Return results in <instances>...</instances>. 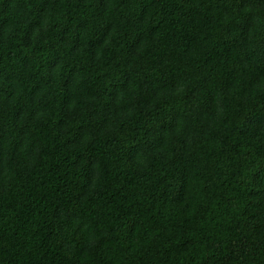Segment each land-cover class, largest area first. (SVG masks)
Here are the masks:
<instances>
[{
    "label": "trees",
    "instance_id": "1",
    "mask_svg": "<svg viewBox=\"0 0 264 264\" xmlns=\"http://www.w3.org/2000/svg\"><path fill=\"white\" fill-rule=\"evenodd\" d=\"M0 264H264V0H0Z\"/></svg>",
    "mask_w": 264,
    "mask_h": 264
}]
</instances>
